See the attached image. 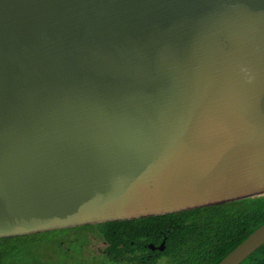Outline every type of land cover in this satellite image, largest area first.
<instances>
[{"label":"water","instance_id":"water-1","mask_svg":"<svg viewBox=\"0 0 264 264\" xmlns=\"http://www.w3.org/2000/svg\"><path fill=\"white\" fill-rule=\"evenodd\" d=\"M260 195L264 0H0V238Z\"/></svg>","mask_w":264,"mask_h":264},{"label":"trees","instance_id":"trees-1","mask_svg":"<svg viewBox=\"0 0 264 264\" xmlns=\"http://www.w3.org/2000/svg\"><path fill=\"white\" fill-rule=\"evenodd\" d=\"M262 224L264 195L167 215L0 238V264H54L42 261L43 245L58 252L56 264H85L72 255L86 252L90 264H218ZM89 235L103 243L97 254L84 250ZM69 238L74 240L67 243ZM163 241L162 252L148 248ZM241 264H264V244Z\"/></svg>","mask_w":264,"mask_h":264},{"label":"rangeland","instance_id":"rangeland-1","mask_svg":"<svg viewBox=\"0 0 264 264\" xmlns=\"http://www.w3.org/2000/svg\"><path fill=\"white\" fill-rule=\"evenodd\" d=\"M74 240L73 238H69L67 240V243H69V241ZM103 248V243L98 240L97 237H95L94 235H89L88 238V243H86L85 249L84 250H91L93 253L97 254L98 251H100ZM57 253L55 250H52L50 247L48 246H41V259L42 261L45 263L47 260H50L52 263L56 264L57 263ZM90 252H86V255L88 258L89 257ZM77 262L82 261L85 264H90V262L87 260L88 258H86L85 256L80 257L78 254H73L72 255ZM86 258V259H83ZM81 258V259H80ZM74 260V259H73ZM87 261V262H84ZM67 263L71 262V261H66Z\"/></svg>","mask_w":264,"mask_h":264}]
</instances>
